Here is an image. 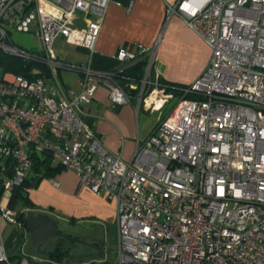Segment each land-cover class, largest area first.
I'll return each mask as SVG.
<instances>
[{
    "label": "built area",
    "instance_id": "2783aa9c",
    "mask_svg": "<svg viewBox=\"0 0 264 264\" xmlns=\"http://www.w3.org/2000/svg\"><path fill=\"white\" fill-rule=\"evenodd\" d=\"M109 1L0 0V51L43 62L51 73L0 75V159L13 161L3 176L0 218L21 226L7 204L34 147L115 201V257L97 264H264V0L168 6L209 46L210 58L127 161L103 146L83 109L100 85L113 107L130 103L117 71L91 64ZM11 30L33 33L40 49L15 44ZM58 38L86 50L87 63L58 59ZM160 38L121 45L115 54L121 64L146 57L137 111L160 113L176 97L154 71ZM58 70L78 73V87L61 82ZM0 263L20 264L1 236Z\"/></svg>",
    "mask_w": 264,
    "mask_h": 264
},
{
    "label": "crops",
    "instance_id": "0c3cea01",
    "mask_svg": "<svg viewBox=\"0 0 264 264\" xmlns=\"http://www.w3.org/2000/svg\"><path fill=\"white\" fill-rule=\"evenodd\" d=\"M177 1L110 0L96 41L92 66L108 72L119 71L122 64L115 59V54L121 45L139 42L145 46H151L161 35L154 71L167 82L187 85L192 83L207 66L210 48L186 26L182 17L169 14L168 6H174ZM74 47L79 52L75 60L65 61L78 65L87 63L88 52L80 47ZM76 74L74 82L69 84L75 88L78 87L79 81V74ZM83 109L89 124L101 137L103 146L123 160H130L137 139L141 140L147 135L141 136L132 128L133 117L138 113L136 103L113 107L108 100L106 87L100 85L92 100L84 104ZM53 162L58 163L54 160ZM28 197L32 205L20 208V213L23 215L46 213L56 220L57 226L58 220L90 223L102 227L104 236L99 243L89 240L96 252L88 256L70 257L69 248H63V245L64 254L60 260L47 257V252L51 251V246L48 247V245L38 252L32 248L31 253L19 256L17 247L24 232L28 231L27 227H19L0 218L2 232L0 236L7 255L13 261L20 264H50L45 261L50 259H53L56 264L108 262L105 259L107 253L105 245L110 233L115 236V248L117 243L116 203L113 199L81 186L77 175L65 167H61V170L53 176L36 182L29 188ZM11 210L15 212L14 209ZM58 230L59 235L54 238L64 240L72 236L63 234L59 227ZM62 243L64 244V241Z\"/></svg>",
    "mask_w": 264,
    "mask_h": 264
},
{
    "label": "trees",
    "instance_id": "16d2710c",
    "mask_svg": "<svg viewBox=\"0 0 264 264\" xmlns=\"http://www.w3.org/2000/svg\"><path fill=\"white\" fill-rule=\"evenodd\" d=\"M146 62V57L143 55L136 56L134 59L124 62L122 68L115 74L117 82L130 96V103H135L136 101L135 97L139 91L140 81L144 75ZM59 71L60 70L57 71V76ZM4 72L22 75L29 79L36 77H49L51 75L49 67L43 62L25 60L0 51V75ZM160 82L166 85L167 90L172 91L177 96L180 94V89L185 86L184 84L167 82L161 77ZM87 122L90 123L88 118ZM28 155L32 162L31 168L24 181L19 186L12 189L8 199V207L15 210L16 218L21 222V227L24 228H26L27 216L20 213V208L30 207L32 205L28 197L29 188L33 187L40 179L51 177L60 171L61 167H64L59 163H54L52 154L47 150H36L34 147H30L28 149ZM12 169L13 161L11 157L0 159V201L4 192L3 176H10L12 174ZM62 241L64 240L61 238L51 246V251L46 254L47 257L57 260L61 259L64 254V250H62L61 246ZM10 259L12 260V258ZM89 264L96 263L91 262Z\"/></svg>",
    "mask_w": 264,
    "mask_h": 264
},
{
    "label": "rangeland",
    "instance_id": "374dc122",
    "mask_svg": "<svg viewBox=\"0 0 264 264\" xmlns=\"http://www.w3.org/2000/svg\"><path fill=\"white\" fill-rule=\"evenodd\" d=\"M11 39L13 42L25 49L39 50L41 47V42L39 39L34 37L33 33H20L14 30L10 32ZM54 51L57 57L63 61L70 60L74 61L75 56L78 55L79 52L76 51L75 47L68 44L62 38H58L54 43ZM77 64V63H75ZM77 74L73 71L68 70H60L58 74V78L64 84H70L74 82ZM187 86V84H184ZM180 95H176L174 99H172L159 113L158 111H148L139 109L136 116L133 117V130L134 132L140 133L141 136H144L149 133V131L155 126L160 117L165 116L178 101ZM111 105V103H110ZM143 138V137H142ZM14 227H16L14 225ZM58 227L65 235H72L71 237L64 239L63 248H69L68 254L70 257L77 256H88L94 252H96L95 247L90 245V242L99 243V241L104 236V230L102 227L93 225L90 223H70L63 222L58 220ZM1 232V228H0ZM2 233V232H1ZM59 239L53 238V240L48 243L49 246H53ZM90 240V242H89ZM92 240V241H91ZM61 245V246H62ZM17 251L19 256L25 255L28 252L31 253L32 245L30 243L29 233L28 231L24 232V236L19 242L17 247ZM106 257L107 261H112L115 257V236L110 233L108 239H106L105 245ZM50 264H56L53 259L45 260Z\"/></svg>",
    "mask_w": 264,
    "mask_h": 264
},
{
    "label": "water",
    "instance_id": "95a60500",
    "mask_svg": "<svg viewBox=\"0 0 264 264\" xmlns=\"http://www.w3.org/2000/svg\"><path fill=\"white\" fill-rule=\"evenodd\" d=\"M26 227L32 248L37 252L42 247H47L50 240H53V236L59 235L56 220L46 213L28 214Z\"/></svg>",
    "mask_w": 264,
    "mask_h": 264
},
{
    "label": "flooded vegetation",
    "instance_id": "af4514ba",
    "mask_svg": "<svg viewBox=\"0 0 264 264\" xmlns=\"http://www.w3.org/2000/svg\"><path fill=\"white\" fill-rule=\"evenodd\" d=\"M54 237V236H53ZM52 240H50V242H51Z\"/></svg>",
    "mask_w": 264,
    "mask_h": 264
},
{
    "label": "bare ground",
    "instance_id": "6f19581e",
    "mask_svg": "<svg viewBox=\"0 0 264 264\" xmlns=\"http://www.w3.org/2000/svg\"><path fill=\"white\" fill-rule=\"evenodd\" d=\"M118 72V71H117Z\"/></svg>",
    "mask_w": 264,
    "mask_h": 264
}]
</instances>
